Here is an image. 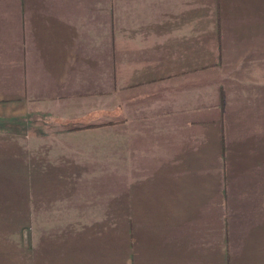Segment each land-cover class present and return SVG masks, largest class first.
I'll list each match as a JSON object with an SVG mask.
<instances>
[{
  "label": "crops",
  "instance_id": "crops-1",
  "mask_svg": "<svg viewBox=\"0 0 264 264\" xmlns=\"http://www.w3.org/2000/svg\"><path fill=\"white\" fill-rule=\"evenodd\" d=\"M33 114L68 187L170 220L160 264H264V0H0V130Z\"/></svg>",
  "mask_w": 264,
  "mask_h": 264
},
{
  "label": "rangeland",
  "instance_id": "rangeland-1",
  "mask_svg": "<svg viewBox=\"0 0 264 264\" xmlns=\"http://www.w3.org/2000/svg\"><path fill=\"white\" fill-rule=\"evenodd\" d=\"M33 115L0 130V264H160L170 220L124 219L120 214L128 204L68 187L73 176L65 175V166L42 165L36 140L44 125L41 115ZM29 133L34 154L32 165L25 166V157H31L21 147ZM13 141L18 144L5 156Z\"/></svg>",
  "mask_w": 264,
  "mask_h": 264
}]
</instances>
